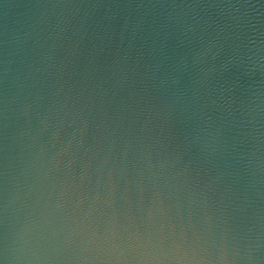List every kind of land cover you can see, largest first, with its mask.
I'll return each instance as SVG.
<instances>
[{
	"label": "water",
	"instance_id": "1",
	"mask_svg": "<svg viewBox=\"0 0 264 264\" xmlns=\"http://www.w3.org/2000/svg\"><path fill=\"white\" fill-rule=\"evenodd\" d=\"M0 264H264V0H0Z\"/></svg>",
	"mask_w": 264,
	"mask_h": 264
}]
</instances>
